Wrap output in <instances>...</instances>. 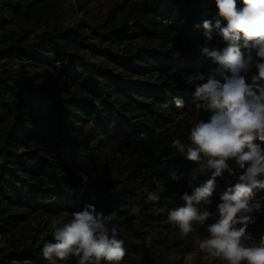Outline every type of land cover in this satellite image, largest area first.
<instances>
[{
    "label": "trees",
    "instance_id": "1",
    "mask_svg": "<svg viewBox=\"0 0 264 264\" xmlns=\"http://www.w3.org/2000/svg\"><path fill=\"white\" fill-rule=\"evenodd\" d=\"M83 3L0 0V200L8 203L0 209V229L26 219L30 209L72 217L92 204L124 217L113 222L125 242L120 264H137L145 240L135 223L139 211L132 210L138 188L159 195L162 186L173 194L157 201L167 219L184 204L174 203V195L191 194L209 178L171 144L190 143L191 127L205 121L191 105L203 81L183 78L222 81L228 70L203 49L223 50L227 43L222 37L215 43L216 30L211 40L204 35L203 22L217 17L215 0H116L91 23L77 17L75 6ZM239 46L246 51L243 41ZM135 75L143 79L132 80ZM235 180L225 173L214 193ZM263 196L257 189L254 200ZM251 236L245 243L259 245L261 237ZM42 248L10 252L0 264H19L16 257L50 264ZM61 264H77V258Z\"/></svg>",
    "mask_w": 264,
    "mask_h": 264
},
{
    "label": "clouds",
    "instance_id": "2",
    "mask_svg": "<svg viewBox=\"0 0 264 264\" xmlns=\"http://www.w3.org/2000/svg\"><path fill=\"white\" fill-rule=\"evenodd\" d=\"M215 22H203L204 35L211 40L216 30L227 43L223 50L205 47L203 53L230 72L223 81L203 74L186 77L189 83H198L191 105L198 112H211L208 121L199 120L190 129L188 140L176 139L171 147L184 154L188 161L199 166L209 178L193 187L191 194L180 197L184 204L172 209L168 220L177 226L182 236L193 231L194 223L205 225L214 213L199 205H211L217 178L236 177L234 183L220 196L215 222L207 224V235L198 241L199 253L205 258L224 264H264V236L258 246H249L248 226L255 224L262 203L254 201L257 189H264V0H215ZM222 22H226L222 26ZM243 41L246 52H241ZM255 69L249 82L248 73ZM177 108L184 101L174 97ZM167 107V104H165ZM259 142V143H258ZM173 180L179 177L171 174ZM86 179V178H85ZM197 179V177H193ZM150 201H159L155 192L148 193ZM115 210L105 215L92 204L73 212L69 222L53 221L55 242L43 245L42 255L50 264L57 259L77 258V264H120L126 255L124 240L119 239V226L123 220ZM111 225V226H110ZM169 254V259H174Z\"/></svg>",
    "mask_w": 264,
    "mask_h": 264
},
{
    "label": "rangeland",
    "instance_id": "3",
    "mask_svg": "<svg viewBox=\"0 0 264 264\" xmlns=\"http://www.w3.org/2000/svg\"><path fill=\"white\" fill-rule=\"evenodd\" d=\"M2 1V0H1ZM116 0H84L82 6H75L77 10V17L85 21L92 22L98 20L108 8L113 6ZM208 12H211L209 10ZM72 16H67V20H71ZM219 34L215 38V43L220 40ZM246 52V51H245ZM92 61L96 58L91 57ZM108 69L116 70L114 65H107ZM117 71V70H116ZM49 73H54L50 71ZM229 71L226 75H229ZM191 75L185 76L190 77ZM132 80H141V76H132ZM223 81V80H222ZM204 114L205 121L210 119L211 112H201ZM198 116V111H196ZM193 170L199 171V166L194 163ZM200 172V171H199ZM137 197L134 198L132 203V210L139 211V217L135 220L138 230L141 232V236L144 240V251L140 258L137 260V264H224L220 260H212L205 258L203 253H199L198 241L203 239L206 235L207 224L215 222L217 216V205L220 202V196L223 192L213 193L211 205H199L201 210H209L214 215L206 221L205 225L194 223L193 231L187 236H182L177 226L172 224L168 218L163 216L165 210L160 208L157 201L153 202L148 199V189L140 187L137 190ZM171 192H168L161 186L159 191V200L169 199ZM174 203L177 205L183 201L179 195H174ZM262 203L261 212L264 213V196L258 199ZM256 201V200H254ZM6 202L0 200V209L7 207ZM252 215L257 216L255 224H251L253 227L252 234L256 236H264V214L253 213ZM72 217L55 214V213H44L35 210H29V214L26 219L18 222L15 226L8 227L7 229H0V260H9L8 254L10 252H17L21 254L24 252L26 246H37L41 247L45 243L54 241L52 235L53 228L51 227L52 222L59 221L61 224L69 222ZM1 226V223H0ZM154 244L157 246L150 247L149 245ZM259 244V243H258ZM258 246V245H256ZM169 254H174V259H169ZM5 256V257H1ZM14 263L19 264H30L29 259H21L16 257L13 258ZM63 261L57 259L56 264H61Z\"/></svg>",
    "mask_w": 264,
    "mask_h": 264
}]
</instances>
